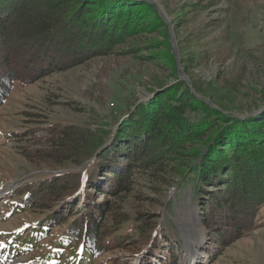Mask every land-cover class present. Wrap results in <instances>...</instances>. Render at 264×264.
I'll use <instances>...</instances> for the list:
<instances>
[{
    "label": "trees",
    "instance_id": "16d2710c",
    "mask_svg": "<svg viewBox=\"0 0 264 264\" xmlns=\"http://www.w3.org/2000/svg\"><path fill=\"white\" fill-rule=\"evenodd\" d=\"M131 4L0 0V106L17 83L36 81L123 47L138 27L126 13L132 12ZM261 116L226 113L179 80L113 125L52 126L35 140L44 149L37 150L45 156L44 164L71 159L76 167L67 163L25 184L19 205L45 213L17 242L15 235L9 248L30 249L63 224L53 251L35 264H57L65 249L70 252L65 264H91L114 242L124 246L129 241L132 255L140 246L136 255L148 251L143 264H181L176 205L188 191L191 201L183 206L200 210L207 249L215 255L258 224L264 204V123L259 128L249 125ZM25 129L24 135L32 138L33 128ZM169 174L177 176L173 186L179 191L167 209L139 212L138 232L130 237L126 232L107 236L109 230L115 232L114 223L125 219L119 207L139 177L161 191L166 189L163 176ZM152 254L157 260H151Z\"/></svg>",
    "mask_w": 264,
    "mask_h": 264
},
{
    "label": "rangeland",
    "instance_id": "374dc122",
    "mask_svg": "<svg viewBox=\"0 0 264 264\" xmlns=\"http://www.w3.org/2000/svg\"><path fill=\"white\" fill-rule=\"evenodd\" d=\"M130 3L132 12L126 13L138 27L123 47L36 81L17 83L0 106V264H35L53 251L63 230V224L55 226L30 249L15 252L9 248L14 237L16 242L20 240L45 213L19 205L25 184L30 186L33 178L60 170L64 164L75 166L71 159L44 164L45 156L37 152L42 147L36 138L45 137L52 126L75 124L97 129L113 125L128 110L179 80L226 113L244 117L256 111L262 116L249 125L252 128L264 123V0ZM124 48L130 51L123 52ZM29 127L33 128L32 138L24 135ZM163 177L164 191L151 187L148 178L139 177L119 207L127 214L125 219L114 223L111 230L115 232L109 230L107 236L126 232L130 237L138 232L139 212L167 209L179 189L173 186L175 174ZM189 194L184 192L176 205L181 264H264V204L254 230L211 256L200 210L191 204L183 206L191 201ZM131 247L130 241L124 246L114 242L91 264H143L141 258L148 251L136 255L140 246L132 255ZM69 255L65 249V257L57 264L69 262ZM151 260L157 256L152 254Z\"/></svg>",
    "mask_w": 264,
    "mask_h": 264
},
{
    "label": "water",
    "instance_id": "95a60500",
    "mask_svg": "<svg viewBox=\"0 0 264 264\" xmlns=\"http://www.w3.org/2000/svg\"><path fill=\"white\" fill-rule=\"evenodd\" d=\"M254 113H256V111H253L252 113H249V114H254ZM94 158V157H93Z\"/></svg>",
    "mask_w": 264,
    "mask_h": 264
}]
</instances>
